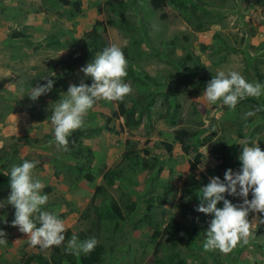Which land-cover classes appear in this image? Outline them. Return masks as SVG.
I'll return each mask as SVG.
<instances>
[{
  "label": "rangeland",
  "instance_id": "obj_1",
  "mask_svg": "<svg viewBox=\"0 0 264 264\" xmlns=\"http://www.w3.org/2000/svg\"><path fill=\"white\" fill-rule=\"evenodd\" d=\"M77 1L81 14L70 16L72 8L56 5L52 0H0V166H11L9 154L4 153L12 148L18 149L12 162H39L33 169V179L46 185L42 194L48 196V202L42 211L62 219L65 234L86 233L98 208L110 200L105 197L115 200L126 217L121 232L113 237L111 224L104 221L96 222L95 227H99V241L106 247L108 241H114L108 245L114 251L104 255V264H151L154 258L164 255L166 232L160 225L159 237L150 240L154 230L147 223L149 217L158 224L174 218L187 226L193 222L201 226L191 247L179 243L178 250L183 256H190L188 263L194 260L195 264H213L210 251L203 249L211 220L201 223L197 219L204 214L196 211L201 203L199 191L202 196L205 180L209 183L212 177L223 181L225 172L218 168L222 161L231 165L234 173L240 171L243 141H249L248 146L258 143L264 150V118L260 111L245 118L247 112L257 109L253 101L239 102L231 110L221 103H208L204 91L220 71H238L248 82L264 84V0H194L203 4V10L189 5L183 11L174 9L168 0L159 10H153L149 0H122L126 5L124 23L118 22L110 11L118 0ZM110 20H114L112 25ZM197 23H203L201 31H196ZM93 33L105 48L121 47L128 68L135 71L125 78L133 92L123 102L97 101L87 114L94 117L85 122V127H98V131L79 141L81 149L91 152L84 151L78 158L71 154L75 148L63 151L55 143L51 115L67 97L70 85L83 82L91 86V77L81 69L102 51L70 70H63L58 64L82 56ZM186 53L191 60L185 62ZM183 66L195 67L197 74L188 76L182 71ZM144 76L150 80L142 84L137 79ZM46 78L54 80L52 91L31 100L26 94L32 87L45 84ZM198 78L203 80L198 82ZM152 83L159 87L154 89ZM149 92H154L149 117L142 112L139 124L127 127L121 117H112L120 104L129 107L138 97L144 100ZM167 94L168 102L176 106L173 125L164 118ZM261 98L260 107H264V95ZM200 130L201 138L210 140L198 146L192 138L194 145L184 154L176 139L177 132L182 131L184 137ZM163 143L172 145V155L166 153ZM126 147L137 152L147 150L144 157L150 161L148 164L153 157L162 159L164 169L159 177L147 179V171L139 170L136 175L127 173L125 182L108 186L103 174L117 167L124 169L122 154ZM189 162L195 166L192 173L188 170ZM78 166L89 169L92 182L78 178ZM190 176L196 182L189 181ZM189 186L194 188V195L184 192ZM98 187L103 192L92 199ZM9 194L10 190L0 191V230L7 233L8 242L0 245V264H24L36 252L47 256L50 248L30 246L27 235L12 226L15 209L8 204ZM155 195L160 198L146 210V201ZM237 198L239 205L243 200ZM248 198H252L251 193ZM132 201L134 209L128 212L124 206ZM248 218L254 231L249 244L226 255L211 251L217 254L216 264H264V237L255 235L259 213L250 212ZM139 220L143 221L140 225Z\"/></svg>",
  "mask_w": 264,
  "mask_h": 264
},
{
  "label": "clouds",
  "instance_id": "obj_2",
  "mask_svg": "<svg viewBox=\"0 0 264 264\" xmlns=\"http://www.w3.org/2000/svg\"><path fill=\"white\" fill-rule=\"evenodd\" d=\"M128 67V60L121 47L111 45L81 69L85 76L91 77V86L83 82L79 86L70 85L67 97L57 104L51 115L54 140L61 150H69L68 138L73 132L85 126V118L97 101L123 102L132 94L131 85L125 82ZM44 80H46L45 84L32 87L31 91L26 94L31 100L35 101L41 95L52 91L54 80L50 78ZM262 95H264V84L250 83L238 71H230L227 74L220 71L207 83L204 91L208 103L213 105L221 103L231 110H234L237 104L247 97L259 98ZM166 97H169L168 94L165 95V99ZM164 105L167 106L164 117L171 113L175 114V105L173 106L168 101L164 102ZM138 107L141 106L138 105ZM138 107L136 110L141 109ZM149 111L150 107L143 110L146 114ZM259 111H264V107L247 112L245 118L252 117ZM49 144L51 145L52 141H49ZM242 144L244 146L239 157L242 165L240 171L234 173L229 168L224 173L223 181L219 177H212L209 183L202 188V196L199 191L201 203L196 211L214 216L206 233L207 239L203 243L205 252L218 250L226 255L238 246L248 245L254 235L252 222L248 218L249 213L264 214V150H261L258 143L248 146L249 141H243ZM37 163L39 162L25 160L20 166L12 167L10 194L7 201L15 209L12 226L18 227L20 232L27 235L30 246H38L41 250H47L63 244L66 227L64 221L56 214L42 211V207L48 202V196L42 194L46 185L39 179H33V169ZM249 193L252 196L250 200ZM227 195L236 197V204L226 199ZM237 196L243 200L239 205H237ZM221 201L223 206L217 207ZM0 207H3V203H0ZM259 220L261 224H264V219ZM37 221L39 226H37ZM116 221L120 228L115 234L113 233L116 226L115 221L111 219L105 221L111 224L113 237L121 232L125 222L121 219H116ZM6 236L7 233L0 230V245L8 243ZM98 243L95 237L80 241L76 235H73L67 243L66 252L75 256H80L82 253L89 255L95 251ZM35 254H41V252L30 256ZM104 261L101 264H104Z\"/></svg>",
  "mask_w": 264,
  "mask_h": 264
},
{
  "label": "trees",
  "instance_id": "obj_3",
  "mask_svg": "<svg viewBox=\"0 0 264 264\" xmlns=\"http://www.w3.org/2000/svg\"><path fill=\"white\" fill-rule=\"evenodd\" d=\"M45 1V0H44ZM132 1H136V0H131ZM164 1L165 0H149V5L151 6V8L153 10H159L162 9L164 6ZM169 4L176 10L179 11H183L186 10L187 7L189 5L193 6L194 8H199L200 10H203V4H201L199 1H197L196 3H194V0H168ZM191 1L193 2V4L191 3ZM52 2H55V4L57 5L60 4L64 7H70L73 9V13L70 14V16H72V14L75 15H80L81 14V8L79 5V2L77 0H52ZM125 2H123L122 0H118L115 2V4H113V6L111 7L110 11L113 14V16H115L118 20V22L120 23H124L125 22V16H124V11H125ZM111 25L114 23V20H110L109 22ZM195 29L196 31H201L203 29V23H197L195 24ZM50 40H47V42L49 43ZM100 46V47H99ZM105 49V46L103 45V43L101 41L98 40V35L96 33H93L92 35H90V39L87 41L86 43V52L82 55V56H78V57H74L72 58L70 61L68 62H59V66L63 69V70H69L72 69L74 66L79 65L83 62H85L89 57H92L96 52L99 51H103ZM186 51V50H185ZM189 53V52H188ZM186 53L185 59L184 61H189L191 60V56ZM184 73H186L188 76L190 77H194L197 73H196V68L193 67L192 69H189L187 66H183V70ZM134 69L133 68H128V76L129 75H133L134 74ZM139 82H141L142 84H144V80H150L147 79L145 76L143 77V79H137ZM202 78H198V82L202 81ZM153 86L154 89L158 88V84H151ZM154 92H149L144 96V100L140 101V97L136 98L132 104L127 107L124 103L120 104L117 108V110L113 111L112 113V117L114 118H119L122 117L124 124L127 127H132L135 126L137 124L140 123V120L143 116V110L144 108H149L152 103H153V95ZM262 98H251L249 99L248 97L245 98L242 101L245 100H250L254 102V105L256 106V108L261 106V100ZM259 100H261L259 102ZM166 101H168V97H166ZM137 104H139L141 107H138ZM141 108V109H138ZM262 117L264 118V112L260 111ZM147 117H149V114H146ZM87 117V116H86ZM93 116H89L87 118H85V122L88 119H91ZM165 120H167L171 125H173L175 123V114H170V115H165ZM108 121H111V118H108ZM86 128L84 126V128L77 130L75 132L72 133V135L68 138L69 139V144H68V151L71 152L74 148V153L71 152V154L76 155L78 158H80L82 156V153L85 151L86 153H90L91 151L87 148L85 149H81L79 147V141L80 138L82 137H91L94 133H97L98 131V127L96 128H87L88 129V135L86 133ZM201 130L200 131H195L190 133L187 136L183 137V133L182 131H178L176 134V139L178 141V143L181 146V150L183 151L184 154L189 153V150L191 149V147H193L192 145H194L192 143V138L195 139L196 144H198V146H203L205 145L210 138L209 137H204L201 138ZM50 138L47 137L46 141H49ZM163 148L165 149L166 153L168 155H172V145L168 144V143H163ZM76 146L78 147L76 149ZM17 151L18 149L16 148H12L10 152L8 153H4V154H9L10 160H9V164H11V166H6V165H2L0 166V191L2 192H6L10 190V172L13 166H20L22 164V160H16V162H12V160L15 159V157L17 156ZM126 153L122 154V161L124 162V169L121 168H115V170H111V171H107L103 174V181L108 185V186H112L114 183L118 182V181H122L125 182L127 180V173H137V171L139 170H145L147 171L148 177L147 179H149V177L153 176V179L159 177L160 173L162 172V170L164 169V167L161 165L162 159L159 160V158L157 157H153L152 160L153 162L151 164L150 161H146L145 157L146 155H148V151L147 150H143L142 155L141 152H137L136 150H129V147H126ZM67 153V152H66ZM6 155H3V157H5ZM223 156V155H222ZM7 157V156H6ZM170 157V156H169ZM197 157L199 158V154L197 153L195 158L197 160ZM225 157L223 156L222 159H224ZM2 159V158H1ZM226 159V158H225ZM161 161V162H160ZM157 163L159 165H157ZM126 165V166H125ZM223 172H225L227 169H232L231 165H227L224 161L221 162V164H219V167ZM76 169L78 170L79 174H78V178H83L85 179L87 182H92L93 181V175L90 174L88 170H84L82 167H76ZM195 169V166L193 164V162H189V167L188 170L190 173H192V171ZM219 169V171H221ZM83 170L85 171L84 175L81 176V174L83 173ZM99 173V172H98ZM97 173V174H98ZM133 175V174H132ZM131 176V175H130ZM147 181V180H146ZM151 181V179H150ZM189 181H195L196 180L194 178H192V176H190ZM204 184H208L207 180H205ZM102 189L100 187L96 188L94 195L92 197V199L98 194V193H102ZM184 192L187 193L188 195H194L195 190L192 186L187 187L186 189H184ZM198 197V195L196 196ZM105 198H110L109 201L106 200L107 203H105V205L100 206L98 208V215L97 217H95V220L90 222V226L87 227L86 233H81V234H65V241L63 242V244L59 247H52L50 249V252L48 254V257H45L41 254H35L33 256H29L24 260V264H101L105 258L104 254L106 255H111V253H113L114 248H112V246L110 245L109 247H106L104 245V243L100 242L99 239L101 238L99 236V234L97 233L99 230V227H96V222L98 221H108V220H114L115 221V228L113 233H117L119 231L120 225L118 224L117 220H124L126 219L125 216H123V214L121 213V209L120 206L117 204V202L115 200H113L111 197H105ZM160 196L159 195H155L153 197H151V199L149 201H146L149 206H146L145 209H149L150 203L155 202L156 199H159ZM226 199L230 200L232 203L236 204V197L233 196H225ZM200 199V196H199ZM134 202L132 201L130 204L125 205L124 207L128 210V212H131V210L134 209ZM223 206V202H219L217 207H222ZM128 216V215H127ZM148 216V215H147ZM214 216L212 214H202L200 216L197 217V219L201 222V223H206L208 220L213 219ZM259 219H264V214H260L259 213V226H257V229L255 231V235L256 236H262L264 237V224L260 223ZM146 220V218H145ZM144 220V222H145ZM143 222L142 220H139V222L137 223L138 225H140V223ZM147 223L150 226H153V230L154 232L152 233L150 240H154L155 238L159 237V228L160 225H163L164 230L166 232V237L164 240V245H165V252L164 255L162 257L159 258H154V260L151 262V264H195L194 260L190 261L188 263L187 259H189L190 256L187 257V255L183 256L180 253V250H178V246L179 243H184V245H186V247H188L190 245H192L191 241L199 236V232H200V227L199 225H196L194 222L187 226L184 225L182 222L174 219V218H170V220H168V222L163 223V222H159L155 223L153 222L152 218H148ZM95 228V229H94ZM73 235H76L78 237V239L80 241H84L90 238L95 237L99 243L95 248V251L90 253L89 255H84L83 253L80 256H75V255H70L66 252V248H67V243L68 241L71 239V237ZM112 242V241H110ZM210 258L213 262V264H216V258H217V254H213L210 251Z\"/></svg>",
  "mask_w": 264,
  "mask_h": 264
}]
</instances>
